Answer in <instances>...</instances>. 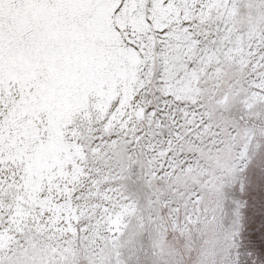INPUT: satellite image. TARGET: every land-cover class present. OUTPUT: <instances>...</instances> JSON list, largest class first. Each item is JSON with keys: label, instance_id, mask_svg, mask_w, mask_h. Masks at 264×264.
I'll return each mask as SVG.
<instances>
[{"label": "snow or ice", "instance_id": "snow-or-ice-1", "mask_svg": "<svg viewBox=\"0 0 264 264\" xmlns=\"http://www.w3.org/2000/svg\"><path fill=\"white\" fill-rule=\"evenodd\" d=\"M0 264H264V0H0Z\"/></svg>", "mask_w": 264, "mask_h": 264}]
</instances>
